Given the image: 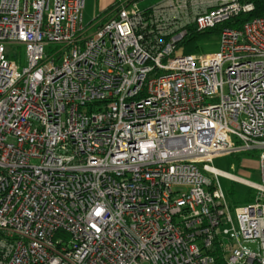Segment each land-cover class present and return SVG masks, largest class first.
I'll return each instance as SVG.
<instances>
[{"label": "built area", "instance_id": "obj_1", "mask_svg": "<svg viewBox=\"0 0 264 264\" xmlns=\"http://www.w3.org/2000/svg\"><path fill=\"white\" fill-rule=\"evenodd\" d=\"M85 8L0 0V264H264V15L187 55L254 5L117 0L93 33ZM249 152L233 206L209 164Z\"/></svg>", "mask_w": 264, "mask_h": 264}, {"label": "trees", "instance_id": "obj_2", "mask_svg": "<svg viewBox=\"0 0 264 264\" xmlns=\"http://www.w3.org/2000/svg\"><path fill=\"white\" fill-rule=\"evenodd\" d=\"M140 1V0H137ZM238 2L241 5H248L252 4L254 5V11L250 13H242L236 18L217 26L216 28L212 30H208L205 32H199L195 26H190L188 28V36L182 43V46L184 47L185 54L192 55L197 53H202V47L200 46L199 42L203 38H208L212 35H218L220 36L221 31L224 28H230V29H241L243 25L250 20L254 18H258L264 15V0H238ZM148 10V9H147ZM254 153V152H253ZM257 153L254 154V157L251 156V160H247L244 157H232L233 159V171L232 175L242 177L244 179H248L251 177V175L255 172L256 166H255V156ZM228 199L230 203L233 206H239V205H248L254 202L256 197V192L252 189H249L247 187L238 185L236 183H233L231 185Z\"/></svg>", "mask_w": 264, "mask_h": 264}, {"label": "rangeland", "instance_id": "obj_3", "mask_svg": "<svg viewBox=\"0 0 264 264\" xmlns=\"http://www.w3.org/2000/svg\"><path fill=\"white\" fill-rule=\"evenodd\" d=\"M165 0H140L138 1V6L141 8V9H150L151 7H154L162 2H164ZM87 2H89V4L87 3V11L86 13L84 14V17L86 19L88 13L96 8V0H88ZM90 16H96V11L91 14ZM85 21V20H84ZM95 22L94 21L93 23H85L86 27L88 29H90V33H93L96 29V25H95ZM92 28V29H91ZM200 46L202 47V53L204 54H213V53H216L219 49V36L218 35H212L210 37H206V38H203L200 42H199ZM14 56H15V60L17 61V64L20 68H22L24 66V50L22 47L18 48V50L16 51V54L14 53ZM254 154L253 152H249V153H245L243 155H237V156H233L234 158L235 157H239V158H245L247 160H251V156L254 157ZM257 155V154H256ZM256 158V162H255V166H256V169L255 172L251 175L250 178L248 179H245L247 181H250L251 183H254V182H258V167H259V160H258V155L257 157L255 156ZM232 163H233V159L232 157L230 156H223L222 158H217L215 159L212 163H210L209 165L211 167H214L215 169H217V171L221 172L222 174H225V175H229V174H232L234 173V169H233V166H232ZM238 177V176H237ZM239 178H242V177H239ZM244 179V178H242ZM220 180V183H221V186H222V189L223 191L225 192L226 195H229V191H230V188H231V185L233 184L232 181L224 178V177H220L219 178ZM237 184V183H236ZM238 185H241V186H244L240 183H238ZM244 187H247V186H244ZM249 188V187H247ZM249 189H252V188H249ZM256 192V195H257V191L255 189H252Z\"/></svg>", "mask_w": 264, "mask_h": 264}, {"label": "crops", "instance_id": "obj_4", "mask_svg": "<svg viewBox=\"0 0 264 264\" xmlns=\"http://www.w3.org/2000/svg\"><path fill=\"white\" fill-rule=\"evenodd\" d=\"M88 0H86V5L87 3L89 4V2H87ZM205 2H211V4H217L220 3L223 0H204ZM117 0H96V8L92 9L86 19L84 17V22L86 23H93L95 22V25H99L103 22H106L112 14V9L114 8L115 4H116ZM208 6V5H205ZM87 11V6L85 8L84 14ZM96 11V16L92 17L90 16L91 14H93ZM235 176V175H234Z\"/></svg>", "mask_w": 264, "mask_h": 264}, {"label": "bare ground", "instance_id": "obj_5", "mask_svg": "<svg viewBox=\"0 0 264 264\" xmlns=\"http://www.w3.org/2000/svg\"><path fill=\"white\" fill-rule=\"evenodd\" d=\"M216 173H218V171H216V170H214ZM235 177V176H234ZM236 181H238L239 183H245V184H247L248 185V183L249 182H247V180H245V179H242V178H236Z\"/></svg>", "mask_w": 264, "mask_h": 264}]
</instances>
